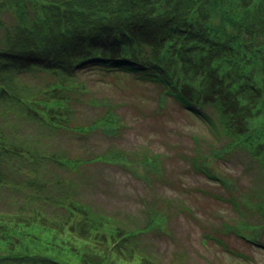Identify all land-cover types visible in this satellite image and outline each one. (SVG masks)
Instances as JSON below:
<instances>
[{
    "label": "rangeland",
    "instance_id": "obj_1",
    "mask_svg": "<svg viewBox=\"0 0 264 264\" xmlns=\"http://www.w3.org/2000/svg\"><path fill=\"white\" fill-rule=\"evenodd\" d=\"M0 47L10 50L8 37H0ZM138 77L81 76L85 89L72 116L84 126L56 132L45 130L22 102L36 89L21 76L10 91L21 101L7 93L0 111V211L18 214L22 208L30 220L47 213L58 223L70 218L69 228H88L83 215L90 214L84 218L141 231L137 247L166 264H264L263 163L242 146L214 155L230 139L217 133L219 124L211 126L164 94L163 85ZM205 109L216 115L212 105ZM105 115L118 116L123 126L114 133L92 132L89 124ZM31 153L38 162L29 160ZM151 212L156 217L142 232ZM55 237H68L65 245L77 248L93 243L73 230ZM58 250L49 249L48 257L79 258Z\"/></svg>",
    "mask_w": 264,
    "mask_h": 264
},
{
    "label": "trees",
    "instance_id": "obj_2",
    "mask_svg": "<svg viewBox=\"0 0 264 264\" xmlns=\"http://www.w3.org/2000/svg\"><path fill=\"white\" fill-rule=\"evenodd\" d=\"M0 37H8L10 47H0L2 112L7 93L21 101L10 91L23 76L36 90L22 102L31 105L45 130L81 128L72 116L77 95L85 89L80 77L134 73L163 85L164 94L211 126L219 124L217 133L230 139L214 155L242 146L264 165V0H2ZM13 66L20 68L15 73L5 69ZM209 104L216 115L205 109ZM89 126L92 132L114 133L123 121L105 115ZM36 158L31 153L29 160L36 163ZM22 210L0 211V264H166L158 254L137 247L139 230L84 218L90 214L83 219L91 226L69 228L70 218L58 223L39 213L40 222ZM155 217L148 213L142 232ZM70 230L79 232L81 241L90 236L93 243L77 248L66 246L68 237H55ZM58 248L78 260L48 257L49 249Z\"/></svg>",
    "mask_w": 264,
    "mask_h": 264
}]
</instances>
